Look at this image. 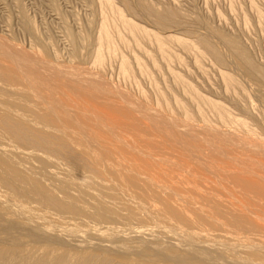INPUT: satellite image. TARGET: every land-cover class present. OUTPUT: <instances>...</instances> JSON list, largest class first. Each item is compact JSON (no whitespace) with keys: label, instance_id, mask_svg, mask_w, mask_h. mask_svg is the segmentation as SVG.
Returning a JSON list of instances; mask_svg holds the SVG:
<instances>
[{"label":"rangeland","instance_id":"rangeland-1","mask_svg":"<svg viewBox=\"0 0 264 264\" xmlns=\"http://www.w3.org/2000/svg\"><path fill=\"white\" fill-rule=\"evenodd\" d=\"M110 2L0 0L3 264H264V0Z\"/></svg>","mask_w":264,"mask_h":264},{"label":"bare ground","instance_id":"bare-ground-1","mask_svg":"<svg viewBox=\"0 0 264 264\" xmlns=\"http://www.w3.org/2000/svg\"><path fill=\"white\" fill-rule=\"evenodd\" d=\"M101 1V3L103 4V5H105V6H107V7H111V2H110V0H100ZM124 2H127V0H124ZM145 10L148 12V13H150L151 15H155L156 17H158L159 18V22L160 23H165L168 19H171L173 16H174V13L173 12H169V11H167V12H157V10H155V8H152V7H145ZM119 17H120V14H117ZM25 17V16H24ZM25 19H26V17L24 18V21H25ZM122 20V22L130 29V30H132V31H135L136 30V27L134 26V25H132V24H130V23H127V22H125L123 19H121ZM25 24H27V27L30 29V30H32V27H31V25H30V21H28L27 19H26V21H25ZM68 35H69V40L71 39L72 40V42L73 43H75V42H77V37L76 36H74L71 32H68ZM227 41V43H228V45H229V47H230V49L232 50V51H234V53H237L238 55H239V57H240V59H241V64H239V65H241V66H245V68L247 69L246 71L248 72V73H250L253 77H255L256 78V80H257V82H259V83H263L264 81H263V78H264V75H262L260 78H258V73H259V69L256 67V65L251 61V59L249 58V55L248 54H246L243 50H241L240 49V47H239V45L238 44H236L235 42H233V41H230V40H226ZM202 42H203V45H204V47L212 54V55H214L221 63H225L226 62V60H225V58H224V56L218 51V50H216V48L208 41V40H206V39H203L202 40ZM98 45H99V47L100 46H102L103 44H105V45H107V47H108V49L109 50H113V45H112V40H111V35H110V30H109V27H108V25L106 24V23H104L103 24V26H102V29H101V34H100V37H99V39H98ZM156 43H157V45L159 46V48H160V50H162V51H165V49H166V43L162 40V39H160V38H156ZM123 71H124V73L125 74H129V72H130V70H129V67H128V65L124 62V64H123ZM225 82H226V84L228 85V86H232V85H234L235 83H236V80L233 78V77H231V76H229V75H226L225 76ZM212 107L214 108V109H216L217 111H219V113H220V115H221V117H223V118H225L226 117V112H225V110L224 109H222L220 106H217V105H212ZM164 120V119H163ZM236 147V146H235ZM262 151V150H261ZM246 152V151H245ZM262 154V153H261ZM264 155V154H263ZM235 161V160H234ZM15 208V207H14ZM17 209V211H18V208H16ZM15 209V210H16ZM14 210V211H15ZM16 212V211H15ZM21 214H22V212L21 211H19ZM18 213V212H17ZM16 214V213H15ZM24 215V214H23ZM22 215V216H23ZM32 215V214H31ZM16 216V215H15ZM19 216H20V218H21V215H18L17 214V218H19ZM25 216V215H24ZM23 216V217H24ZM28 216V215H27ZM22 217V218H23ZM26 217V216H25ZM24 217V219L26 220V218ZM29 217V216H28ZM19 218V219H20ZM31 219H32V217H30ZM29 218V219H30ZM40 220H41V218H42V216H41V218L40 217H38ZM37 218V219H38ZM28 218H27V220H29ZM36 219V220H37ZM23 220V219H22ZM26 220V221H27ZM30 221V220H29ZM28 221V222H29ZM33 220H31L30 221V223L32 222ZM35 222V221H34ZM45 222H47V221H45ZM32 225H33V222H32ZM35 225H36V223H35ZM34 225V226H35ZM31 226V225H30ZM51 226V225H50ZM36 227V226H35ZM34 227V228H35ZM41 227V226H40ZM33 228V229H34ZM29 229V228H28ZM36 229H39V228H36ZM47 229H49V228H47ZM51 229H53V228H51ZM66 229V228H65ZM69 229V228H68ZM154 230V229H153ZM106 231H107V229H106ZM151 231V230H150ZM37 232V231H36ZM42 232V231H41ZM98 232V231H97ZM101 232V231H100ZM110 232V231H109ZM108 232V233H109ZM114 232V231H113ZM141 232V231H140ZM144 232V231H143ZM38 233V232H37ZM42 233H44V232H42ZM47 233V232H46ZM65 233V232H64ZM84 233V232H83ZM94 233V232H93ZM126 233V232H125ZM160 233V232H159ZM40 234V233H39ZM68 234V233H67ZM112 234V233H111ZM117 234H118V232H117ZM149 234V233H148ZM153 234V233H152ZM151 234V235H152ZM65 235V234H64ZM105 235V234H104ZM147 235V234H146ZM150 235V234H149ZM171 235V234H170ZM178 235V234H177ZM176 235V236H177ZM39 236V235H38ZM40 236H41V234H40ZM95 236H97V235H95ZM112 236H114V235H112ZM138 236V235H137ZM157 236V235H156ZM155 235H154V238L156 237ZM58 237H59V235H58ZM125 237V236H124ZM139 237V236H138ZM141 237V236H140ZM153 237V236H152ZM159 236H157L156 238H155V240H158L159 238H158ZM179 237V236H178ZM187 237H189V236H187ZM81 238V237H80ZM104 238V237H103ZM142 238V237H141ZM191 238V237H190ZM61 239V238H60ZM63 239V238H62ZM137 239H139V238H137ZM146 239H148V237L146 238ZM152 239V238H151ZM176 239V238H175ZM51 240V239H50ZM64 240V239H63ZM111 240V239H110ZM140 240V242L143 240H141V239H139ZM150 240V239H149ZM153 240V239H152ZM18 241H20V240H18ZM61 241V240H60ZM100 241V240H99ZM160 241V240H159ZM169 241V240H168ZM145 243L146 242H148V241H144ZM143 242V243H144ZM156 242V241H155ZM2 243V242H1ZM106 243V242H105ZM149 243V242H148ZM186 243V242H185ZM21 245V244H20ZM164 246V245H163ZM185 246V245H184ZM190 246V245H189ZM7 247V246H6ZM119 247V246H118ZM150 247V246H149ZM182 247V246H181ZM17 248V247H16ZM156 248V247H155ZM183 248V247H182ZM30 249V248H29ZM52 249V248H51ZM120 249H121V247H120ZM189 249V248H188ZM6 250V249H5ZM5 250L4 249H0V264H3L4 262H3V259L4 258H2V254L3 253H5ZM31 250V249H30ZM38 250H41L42 251V249L40 248V249H38ZM52 250H54V249H52ZM184 250V249H183ZM7 251H9L10 252V250H7ZM22 251V250H21ZM25 251V250H24ZM56 251V250H55ZM186 251H188V250H186ZM8 252V253H9ZM20 252V251H19ZM44 252V254H45V252H46V250H44L43 251ZM49 252V251H48ZM50 252H54V251H50ZM18 253V252H17ZM212 253V252H211ZM215 253V252H214ZM12 254V253H11ZM22 254H23V252H22ZM22 254H21V256H22ZM32 254V253H31ZM47 254V253H46ZM45 254V255H46ZM49 254H51V253H49ZM92 254V253H91ZM5 255V254H4ZM6 255H8V254H6ZM18 255H20V254H18ZM27 255V254H26ZM30 255V254H29ZM33 255H34V253H33ZM100 255V254H99ZM14 256H16V255H13V257ZM25 256V255H24ZM58 256V255H57ZM95 256V255H94ZM97 256V255H96ZM206 256H207V254H206ZM216 256V255H215ZM214 256V257H215ZM4 257V256H3ZM7 257H9V255L7 256ZM6 257V258H7ZM12 257V256H11ZM18 257V256H17ZM16 257V258H17ZM52 257V256H51ZM56 257V256H55ZM98 257V256H97ZM213 257V258H214ZM23 258V257H22ZM27 259H22V262H16V260H15V262H14V260H11L10 262H7V264H47L48 263V259L47 258H44V257H38L37 255H36V257H35V255H34V258H35V260L33 259V257L30 259V257L28 258V257H26ZM182 258H184V257H182ZM181 258V259H182ZM222 258V257H221ZM21 259V258H20ZM94 259H96L95 257H93V255H88V253H87V255H81V256H78V259H77V264H90L91 263V261H93ZM101 258L99 257V260H100ZM102 259H104V258H102ZM112 259V258H111ZM218 260H219V258H217ZM8 260V259H7ZM223 260V259H222ZM17 261H18V258H17ZM69 261L70 260H68V258L66 259L64 256H59V257H57V258H55L54 259V261H53V264H70L69 263ZM74 261H75V259H74ZM219 261H221V260H219ZM50 263V262H49ZM131 263V262H130ZM226 263H228V262H226ZM51 264H52V261H51ZM97 264H110L107 260H103V261H101L100 260V262L99 263H97ZM125 264V263H124ZM219 264H221L220 262H219ZM224 264V263H223ZM237 264H239V263H237ZM241 264V263H240Z\"/></svg>","mask_w":264,"mask_h":264}]
</instances>
